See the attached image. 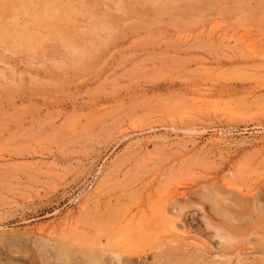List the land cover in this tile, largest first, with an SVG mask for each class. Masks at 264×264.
Masks as SVG:
<instances>
[{"label":"rangeland","instance_id":"obj_1","mask_svg":"<svg viewBox=\"0 0 264 264\" xmlns=\"http://www.w3.org/2000/svg\"><path fill=\"white\" fill-rule=\"evenodd\" d=\"M49 1L0 0V264H264V0Z\"/></svg>","mask_w":264,"mask_h":264},{"label":"bare ground","instance_id":"obj_2","mask_svg":"<svg viewBox=\"0 0 264 264\" xmlns=\"http://www.w3.org/2000/svg\"><path fill=\"white\" fill-rule=\"evenodd\" d=\"M27 1H29V0H27ZM46 1H48V0H46ZM50 1H51V0H50ZM50 1H49V3H51ZM55 1H57V0H55ZM61 1H62V0H61ZM118 1H120V0H118ZM118 1H117V2H118ZM143 1H144V0H143ZM148 1H149V0H148ZM160 1H161V0H160ZM20 2H21V1H20ZM20 2H19V3H20ZM36 2H37V1H36ZM52 2H53V1H52ZM59 2H60V0H59ZM117 2H116V3H117ZM120 2H121V1H120ZM144 2H145V1H144ZM22 3H23V2H22ZM30 3H31V2H30ZM38 3H39V2H37V4H38ZM42 3H43V1H42ZM42 3H41V4H42ZM54 3H55V2H54ZM62 3H63V2H62ZM118 3H119V2H118ZM118 3H117V5L119 6ZM162 3H163V2H162ZM23 4H24V3H23ZM41 4H40V5H41ZM46 4H47V3H46ZM46 4H44V5H46ZM145 4H146V3H145ZM28 5H29V3H28ZM35 5H36V4H35ZM38 5H39V4H38ZM38 5H36L37 8H38ZM40 5H39V6H40ZM57 5H58V3H57ZM62 5H63V4H61V6H62ZM103 5H104V4H103ZM16 6H17V5H16ZM23 6H25V5H23ZM23 6H22V7H23ZM31 6H32V5H31ZM51 6H53V5H50V6H47V7H50V8H51ZM55 6H56V4H55ZM64 6H65V5H64ZM64 6H63V7H64ZM66 6H67V5H66ZM70 6H71V4H70ZM113 6H115V5H113ZM17 7H19V5H18ZM26 7H27V6H26ZM43 7H44V6H41V8H43ZM47 7H45V8H47ZM56 7H57V6H56ZM59 7H60V6H59ZM29 8H30V7H29ZM41 8H39V9L41 10ZM61 8H62V7H61ZM64 8H65V7H64ZM66 8H67V7H66ZM20 9H21V8H20ZM24 9H26V8H24ZM53 9H56V8H53ZM53 9H52V10H53ZM59 9H60V8H59ZM119 9H120V8H119ZM160 9H161V8H160ZM27 10H28V9H27ZM30 10H31V14H30V15H33V13L36 12L35 10H34L35 12H34L32 9H30ZM48 10H49V8H48ZM63 10H64V9H63ZM65 10L67 11V9H65ZM69 10H70V7H69ZM117 10H118V9H117ZM22 11L24 12L23 9H22ZM28 11H29V10H28ZM32 11H33V13H32ZM41 11H42V10H41ZM53 11H54V10H53ZM59 11H60V10H59ZM118 11H119V10H118ZM20 12H21V11H20ZM29 12H30V11H29ZM29 12H28V14H29ZM38 12H40V11H38ZM42 12L44 13V11H42ZM46 12H47V14L49 13V11H46ZM50 12H51V11H50ZM69 12H70V11H69ZM26 13H27V12H26ZM66 13H67V12H66ZM22 14H23V13H22ZM38 14H40V13H37V15H38ZM45 14H46V13H45ZM50 14H51V13H50ZM50 14H49V15H50ZM60 14H62V12H61ZM23 15H25V13H24ZM42 15H43V14H42ZM49 15H47V16H49ZM51 15H52V14H51ZM53 15H54V14H53ZM56 15L59 16V14H56ZM92 15H93V14H92ZM95 15H96V13H95ZM21 16H22V15H21ZM33 16H34V15H33ZM45 16H46V15H45ZM47 16H46V17H47ZM25 17H26V15L24 16V18H25ZM34 18L36 19L37 16H34ZM29 19H30V17H29ZM29 19H28V21H30ZM31 19H32V18H31ZM54 19H55V18H54ZM86 19H87V18H86ZM101 19H103V18H101ZM23 20H24V19H23ZM39 20H40V19H39ZM39 20H38V21H39ZM44 20L46 21V19H44ZM48 20H49V19H48ZM99 20H100V19H99ZM104 20H105V19H104ZM25 21H26V20H25ZM33 21H34V20H33ZM33 21H32V22H33ZM36 21H37V20H36ZM42 21H43V20H42ZM45 21H44V23H45ZM50 21H51V20H50ZM51 22H53V21H51ZM100 22H101V21H99V23H100ZM102 22L104 23V21H102ZM102 22H101V23H102ZM106 22H107V21H106ZM106 22H105V23H106ZM28 23H29V22H28ZM41 23H42V22H41ZM49 23H50V22H49ZM91 23H92V22H91ZM97 23H98V21H97ZM103 23H102V24H103ZM3 24H4V23H3ZM30 24H31V22H30ZM111 24H112V23H111ZM111 24H110V25H111ZM1 25H2V24H1ZM6 25H7V24H6ZM16 25H17V24H16ZM28 25H29V24H28ZM28 25H27V26H28ZM55 25H56V24H55ZM105 25L108 26V24H105ZM105 25L103 26V29L105 28ZM17 26H18V25H17ZM92 26H93V24H92ZM96 26H97V25H96ZM98 26H100V25H98ZM19 27H20V26H19ZM22 27H23V26H22ZM3 28H4V27L2 26V30H3ZM5 28H6V31H7V32H8V30H10V29H8L7 27H5ZM5 28H4V29H5ZM17 28H18V27H17ZM20 28H21V27H20ZM24 28H25V27H24ZM101 28H102V26H101ZM112 28H113V27H112ZM7 29H8V30H7ZM14 29H15V28H14ZM25 29H26V28H25ZM25 29H24V30H25ZM94 29H95V28H94ZM97 29H98V27H97ZM97 29H96V30H97ZM103 29H102V30H103ZM106 29H107V28H106ZM109 29H110V28H109V26H108V30H109ZM15 30H17V29H15ZM15 30H14V31H15ZM21 30H22V29H21ZM26 30H27V29H26ZM98 30H99V29H98ZM98 30H97V31H98ZM102 30L100 29V31H102ZM4 31H5V30H4ZM6 31H5V32H6ZM18 31H19V30H18ZM31 31H32V30H31ZM9 32H10V31H9ZM12 32H13V30H12ZM24 32H25V31H24ZM95 32H96V31H95ZM244 32H245V31H244ZM13 33L15 34L16 32H13ZM27 33H28V32H27ZM31 33H32V32H31ZM1 34H2V32H1ZM6 34H7V33H6ZM14 34H13V35H14ZM17 34H18V33H17ZM17 34H16V35H17ZM21 34H22V33H21ZM90 34H91V33H90ZM90 34H89V35H90ZM11 35H12V33H11ZM11 35H10V36H11ZM19 35H20V34H19ZM24 35H25V34H24ZM32 35H33V34H32ZM32 35L30 34V36H32ZM89 35H88V36H89ZM95 35H96V33H95ZM4 37H5V36H4ZM6 37H7V36H6ZM8 37H9V33H8ZM8 37H7V38H8ZM15 37H16V36H15ZM15 37H12V38H15ZM95 37H97V35H96ZM0 38H3V37L0 36ZM30 38H32V37H30ZM83 38H84V36H83ZM85 38L88 39L87 37H85ZM18 39H19V38H18ZM27 39H28V37H27ZM32 39H33V38H32ZM36 39H37V38H36ZM94 39H95V38H94ZM89 40H90V39H89ZM24 41H25V40H24ZM28 41H30V40H28ZM28 41H27V43H28ZM32 41H33V40H32ZM81 41H83V40H81ZM91 41H92V40H91ZM25 42H26V41H25ZM25 42H24V43H25ZM79 42H80V41H79ZM84 42H85V41H84ZM24 43H23V44H24ZM86 43H87V41H86ZM90 43H91V42H90ZM79 44L82 45L81 42H80ZM30 45H32V44H30ZM30 45H29V47H30ZM74 45H75V44H74ZM90 45H91V44H90ZM68 46H69V45H68ZM93 46H94V45H93ZM27 47H28V46H27ZM96 47H97V46H96ZM260 51H261V50H260ZM76 54H77V53H76ZM259 57H260V56H259ZM224 111H225V110H224ZM221 112H223V111H221ZM222 133H223V132H222ZM239 165H240V164H239ZM239 174H240V173H239ZM227 182H228V181H227ZM231 183H232V182H231ZM226 184L228 185V184H230V183H226ZM237 187H238V186H237ZM251 194H252V193H251ZM165 208H166V207H165ZM166 209H167V208H166ZM166 209H165V210H166ZM161 210H162V209H161ZM143 214H144V216L147 215L146 212H144V211H143ZM177 224H178V223H177ZM177 224H174V225H177ZM181 225H183V224H181ZM175 227H176V226H175ZM180 227H181V226H180ZM174 231H176V229H175ZM226 240H227V239H226ZM64 244H65V243H64ZM61 246H63V245H61ZM67 246H68V244H67ZM64 247H65V246H63V248H64ZM63 248H62L61 250H63ZM97 249H98V248H97ZM98 251H99V249H98ZM60 252L64 254V256H63V258L65 257V263H64V264L72 263L73 258L75 257V255H76L77 253H81L82 255H85V258H86L85 260H86L87 263H89V264H101V255H102V254L100 253V254H101V255H100V254L97 253L96 251L93 252V253H89V252L86 251V250H85V251H84V250H78V249L75 250L74 248L68 246V247H66V250H65V251H60ZM103 252H104V251H103ZM120 252H121V251H120ZM121 253H122V252H121ZM173 253H174V252H173ZM102 256H103V255H102ZM116 256L119 257V258H121L122 255H121L120 253H116ZM129 259H130V258H128V261H129ZM126 260H127V259H126Z\"/></svg>","mask_w":264,"mask_h":264}]
</instances>
